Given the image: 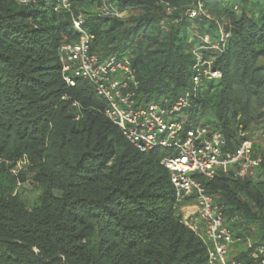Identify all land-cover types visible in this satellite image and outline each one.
<instances>
[{
    "label": "trees",
    "instance_id": "obj_1",
    "mask_svg": "<svg viewBox=\"0 0 264 264\" xmlns=\"http://www.w3.org/2000/svg\"><path fill=\"white\" fill-rule=\"evenodd\" d=\"M104 1L129 16L89 11ZM68 2L0 0V264H209L208 244L177 215L167 151L135 147L90 81L76 77L67 87L59 48L80 39L74 20L82 18L94 35L91 53L131 61L138 104L197 93L180 119L221 129L234 149L240 122L251 137L264 123V0ZM221 30L230 34L223 50L203 52L222 76L195 90L194 50L206 35L218 42ZM25 153L39 166L15 173L6 161ZM29 173L32 203L21 188ZM202 182L224 206L236 245L250 235L264 242V159L254 177L219 171ZM180 203L194 215L190 200ZM235 257L249 261L251 249Z\"/></svg>",
    "mask_w": 264,
    "mask_h": 264
},
{
    "label": "built area",
    "instance_id": "obj_2",
    "mask_svg": "<svg viewBox=\"0 0 264 264\" xmlns=\"http://www.w3.org/2000/svg\"><path fill=\"white\" fill-rule=\"evenodd\" d=\"M69 7L68 0H62ZM101 14L122 17V12L111 7L108 2L101 4ZM204 12L202 4L191 12L194 17ZM80 33L77 42L63 45V76L67 83L75 85L76 77L90 81L107 106L105 115L115 123L125 137L143 152L162 148L167 154L162 164L169 170L175 189L176 202L188 199L193 203L194 215L199 221L194 224L185 219L187 226L208 244L209 264H264V242L255 244L247 239V249H251L249 261L230 257L236 239L225 223L224 206L218 197L207 192L202 178L213 180L219 171L233 172L235 178L254 177L256 168L264 159V152H256L255 140L249 136L244 124H238L241 143L229 148L228 140L221 129L211 124H192L190 128L178 118L189 105L190 93L175 101H151L138 104L139 82L128 57H110L101 60L91 53L94 35L82 28V18L74 20ZM229 33L221 30L218 42L203 38V44L194 50L193 82L195 90L205 79L222 76L213 68L212 58H206L204 49L223 50ZM76 105V103H75ZM79 118V117H77ZM264 138V130L262 131ZM195 225V226H194Z\"/></svg>",
    "mask_w": 264,
    "mask_h": 264
},
{
    "label": "rangeland",
    "instance_id": "obj_3",
    "mask_svg": "<svg viewBox=\"0 0 264 264\" xmlns=\"http://www.w3.org/2000/svg\"><path fill=\"white\" fill-rule=\"evenodd\" d=\"M62 3H63V1L62 0H60ZM237 3L238 2V0H231V3L232 4H234V3ZM235 3V4H236ZM100 10H101V4H95L93 7H89V11H91V12H98L99 14H101V12H100ZM122 17L121 18H126L127 16H129V14H128V12L127 11H124V12H122ZM102 15V14H101ZM210 39V36L209 35H206L204 38L205 39ZM63 45H65L64 43L60 46V48H59V62H60V64L62 65V70H61V76H62V79H63V81L66 83L65 85L68 87V86H73V85H71V84H69V83H67V81L64 79V76H63V58H62V56H63ZM62 100H66V101H69V100H71V96L70 95H65V96H63L62 97ZM75 103H76V106H78V107H80L81 108V105L77 102V101H73V105H75ZM82 110V109H81ZM182 116V117H181ZM80 117V116H79ZM184 118V119H187V117H188V115H180L178 118ZM209 119H213V116L210 114L209 115V117H208ZM205 120H207V118H203L202 119V122H204ZM264 130V123L263 124H259V125H257L255 128H253V130L250 132V134L252 135V139H253V141L255 140V143L256 144H258V149L256 148V152H264V138H263V136H262V131ZM6 162H8V164H10L11 165V167H12V170L16 173V172H18L19 170H21L22 168H26L27 166H34L33 168H35L36 169V167H38L39 165H38V162L37 161H34V160H32L30 157H29V155L28 154H24L20 159H18L17 161H6ZM23 171H25V172H29V171H31V168L29 167V169H26V170H23ZM33 171V170H32ZM35 171V170H34ZM35 182H34V179H33V174L32 173H29L28 174V176H27V180L25 181V185L24 186H22L21 188L23 189V194H24V197H26L28 200H29V202L30 203H32V202H34V201H36V198H37V193L35 192V191H33L32 190V188H33V184H34ZM24 187V188H23ZM21 189V190H22ZM175 208H178L179 210H177V215H178V213L179 212H182V214L181 215H179L178 217L181 219V222L186 226V227H188L191 231H193L194 233H195V231L191 228V227H189V226H187L186 225V223H185V219L187 218V219H189V220H191L194 224H196L198 221H199V219H197L196 218V216L195 215H191L190 216V214L191 213H187V207L185 206V205H183L182 203H176L175 204ZM190 209V208H189ZM258 212H259V214L261 215V210H259L258 209ZM263 213H264V211H263ZM195 226V225H194ZM196 234V233H195ZM197 235V234H196ZM197 237H199L198 235H197ZM200 238V237H199ZM201 239V238H200ZM247 239H250V240H252V242L253 243H255V239H254V237L253 236H246V240H240L241 242H240V244L239 245H236L237 243H235V246H234V251L233 252H231L230 253V257H235L236 255H237V253H239V251L240 250H243V248L244 247H246L247 246ZM202 240V239H201ZM203 241V240H202ZM236 247L238 248V249H236ZM239 247H241L240 249H239Z\"/></svg>",
    "mask_w": 264,
    "mask_h": 264
}]
</instances>
